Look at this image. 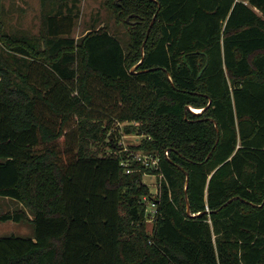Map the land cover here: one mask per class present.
<instances>
[{"label":"trees","instance_id":"obj_1","mask_svg":"<svg viewBox=\"0 0 264 264\" xmlns=\"http://www.w3.org/2000/svg\"><path fill=\"white\" fill-rule=\"evenodd\" d=\"M51 1L28 35L0 0V222L32 227L0 264H264V0H100L125 44ZM117 122L157 171L125 172Z\"/></svg>","mask_w":264,"mask_h":264},{"label":"rangeland","instance_id":"obj_2","mask_svg":"<svg viewBox=\"0 0 264 264\" xmlns=\"http://www.w3.org/2000/svg\"><path fill=\"white\" fill-rule=\"evenodd\" d=\"M14 0H2V18L5 22V28L9 32H14L20 29L28 35L36 34L40 27V19L37 17H19V21L14 17ZM94 25V27L106 26L111 33H114L123 44L126 41V29L121 24H118L110 12L106 9L103 2L100 0H85L80 5V17L75 24V30L72 36L76 39L83 36L86 29ZM126 123L117 122L114 124L116 131L119 133L118 145L124 152L125 149L129 152H133L130 146L137 145L139 141L144 137L136 132L130 134L124 131ZM102 147L101 143L97 144ZM95 148V147H93ZM105 152H109L107 147H103ZM141 152V151H138ZM143 182L148 185L149 190L153 189L151 186L154 181L149 177L143 176ZM154 196V194L152 195ZM20 207L15 201L8 198H0V215L6 212H11ZM152 224L146 223V229L148 232L151 230ZM31 236L32 227L29 223H15L12 221L0 222V237L2 236Z\"/></svg>","mask_w":264,"mask_h":264},{"label":"built area","instance_id":"obj_3","mask_svg":"<svg viewBox=\"0 0 264 264\" xmlns=\"http://www.w3.org/2000/svg\"><path fill=\"white\" fill-rule=\"evenodd\" d=\"M124 152L128 153V155L127 158L121 162V165L125 169L126 173H130L132 171L129 168L130 161H135L137 163H140L141 165H143V167L152 169L154 171L158 170V163H159L158 156H153L152 154H145L142 152H129L126 149ZM164 155L168 156V152L165 151ZM144 177H149L154 181V183L151 185L153 186V189L149 190L151 195L154 194L153 196L154 198H149L146 196L142 198V204L144 206L145 214H146V223L150 222L152 224L155 219L156 205H157V200L155 197L159 195V189L161 183L162 181H165V178L161 172L158 173L156 172L154 174L145 173Z\"/></svg>","mask_w":264,"mask_h":264},{"label":"crops","instance_id":"obj_4","mask_svg":"<svg viewBox=\"0 0 264 264\" xmlns=\"http://www.w3.org/2000/svg\"><path fill=\"white\" fill-rule=\"evenodd\" d=\"M50 1L51 0L47 1L46 3L47 5L44 6L42 0H14V4H13L14 17H16L18 21H19V17H24V16L37 17L39 19L41 15L45 14L46 12H49L51 9L53 11L58 10L59 2L55 3L54 1H51V5H50L51 7H50L48 3Z\"/></svg>","mask_w":264,"mask_h":264},{"label":"water","instance_id":"obj_5","mask_svg":"<svg viewBox=\"0 0 264 264\" xmlns=\"http://www.w3.org/2000/svg\"><path fill=\"white\" fill-rule=\"evenodd\" d=\"M132 71V70H131ZM133 72V71H132ZM186 109H189V110H191V111H193V112H195V113H197L195 110H193L192 108H190V107H186ZM198 112H200V110L198 111ZM188 180V175L186 174V181ZM231 200H228L225 204H224V206L225 205H227L229 202H230ZM264 204V200H263V202H262V204L261 205H263ZM260 205V206H261ZM186 213H187V215H189L190 216V209H189V204H188V202L186 203ZM191 216H194V215H191Z\"/></svg>","mask_w":264,"mask_h":264},{"label":"bare ground","instance_id":"obj_6","mask_svg":"<svg viewBox=\"0 0 264 264\" xmlns=\"http://www.w3.org/2000/svg\"><path fill=\"white\" fill-rule=\"evenodd\" d=\"M194 110V109H193ZM195 111H197V109H195Z\"/></svg>","mask_w":264,"mask_h":264}]
</instances>
